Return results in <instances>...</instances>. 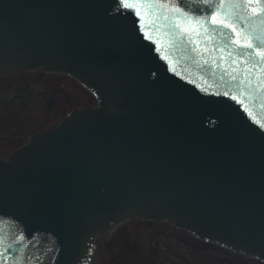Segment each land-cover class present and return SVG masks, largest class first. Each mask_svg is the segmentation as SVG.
<instances>
[{
	"label": "water",
	"instance_id": "95a60500",
	"mask_svg": "<svg viewBox=\"0 0 264 264\" xmlns=\"http://www.w3.org/2000/svg\"><path fill=\"white\" fill-rule=\"evenodd\" d=\"M176 6L0 0V71L66 74L96 98L0 159V264H97L96 240L131 219L264 262V62ZM253 8L212 5L242 42L264 33Z\"/></svg>",
	"mask_w": 264,
	"mask_h": 264
},
{
	"label": "flooded vegetation",
	"instance_id": "af4514ba",
	"mask_svg": "<svg viewBox=\"0 0 264 264\" xmlns=\"http://www.w3.org/2000/svg\"><path fill=\"white\" fill-rule=\"evenodd\" d=\"M4 77L11 80L3 83ZM0 80L1 160L29 145L38 135L55 129L73 112L96 105L95 96L66 74L5 69L0 71ZM136 221H143L145 225L159 229L155 230L156 233H170L174 241L188 246L190 254L195 249H201V253H194V259L190 262L185 252L180 253L174 246L163 243L165 253L176 258V264H264L255 258L202 241L168 222L132 219L119 224L110 233H125V224ZM152 248V253L157 257L158 253ZM198 258L201 262H197ZM150 264L168 263L157 261Z\"/></svg>",
	"mask_w": 264,
	"mask_h": 264
},
{
	"label": "rangeland",
	"instance_id": "374dc122",
	"mask_svg": "<svg viewBox=\"0 0 264 264\" xmlns=\"http://www.w3.org/2000/svg\"><path fill=\"white\" fill-rule=\"evenodd\" d=\"M8 80L11 78L4 77L3 83ZM124 229L125 233H107L102 237V241L96 240L97 264H150L157 261L176 264L177 259L165 253L163 243L174 246L180 253L185 252L187 261L190 262L194 259V253H201V249L198 248L190 254L188 246L174 241L170 233H156L155 230L159 229L147 226L143 221L125 224ZM149 239H152V242H149ZM155 243L159 245H153ZM152 246L158 253L157 257L152 253ZM197 262H201V259L198 258Z\"/></svg>",
	"mask_w": 264,
	"mask_h": 264
},
{
	"label": "snow or ice",
	"instance_id": "6c2138e0",
	"mask_svg": "<svg viewBox=\"0 0 264 264\" xmlns=\"http://www.w3.org/2000/svg\"><path fill=\"white\" fill-rule=\"evenodd\" d=\"M162 0H132L134 4H145V3H159ZM173 4L180 5L183 4L187 8V12L182 11L180 6H176L173 11L175 13H179L181 16H187L188 13H193V20L192 21H185L186 23L194 22L196 27L195 29H189L190 31L200 32V31H207L211 26L214 25H223L226 29H231L233 33L236 35V39L233 40L231 36H228L227 33H222V36L226 37L224 48L227 49L230 47L229 42L234 43L238 46V51L243 54L245 49H251L253 51L248 52V56L251 59L253 56H258L259 60L253 64V68L259 66L261 62H264V33L259 35H246L243 42L241 41V33L237 31L236 24L241 22L240 17H236L232 19V22L226 23L225 20L218 19L219 9L217 11H212V5L214 3L224 4V3H235V4H258L260 5L259 10L253 8L251 11L255 14L259 12V14L264 15V0H171ZM129 0H120V4L127 7ZM204 13V17H200L196 15V13ZM138 15L140 14L139 10H137ZM208 16H211V21L209 23ZM246 19V18H245ZM231 55V53H230ZM228 95V93H225ZM232 99H236V97H232ZM264 127V125H261ZM2 223V222H0ZM0 247H3V237L0 236ZM3 253H0L2 256Z\"/></svg>",
	"mask_w": 264,
	"mask_h": 264
}]
</instances>
